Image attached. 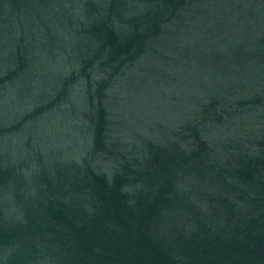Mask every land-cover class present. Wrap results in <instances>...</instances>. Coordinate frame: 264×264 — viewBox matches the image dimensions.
Returning <instances> with one entry per match:
<instances>
[{
  "label": "water",
  "instance_id": "obj_1",
  "mask_svg": "<svg viewBox=\"0 0 264 264\" xmlns=\"http://www.w3.org/2000/svg\"><path fill=\"white\" fill-rule=\"evenodd\" d=\"M0 264H264V0H0Z\"/></svg>",
  "mask_w": 264,
  "mask_h": 264
}]
</instances>
